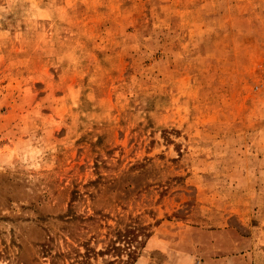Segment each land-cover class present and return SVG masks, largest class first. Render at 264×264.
<instances>
[{"label":"rangeland","instance_id":"rangeland-1","mask_svg":"<svg viewBox=\"0 0 264 264\" xmlns=\"http://www.w3.org/2000/svg\"><path fill=\"white\" fill-rule=\"evenodd\" d=\"M0 264H264V0H0Z\"/></svg>","mask_w":264,"mask_h":264},{"label":"trees","instance_id":"trees-1","mask_svg":"<svg viewBox=\"0 0 264 264\" xmlns=\"http://www.w3.org/2000/svg\"><path fill=\"white\" fill-rule=\"evenodd\" d=\"M127 243H129V242L127 241ZM110 247H111V249H112L114 252L119 253L120 249H119L118 246L111 245ZM131 253H132V251H130V252L127 253L128 257H130V255H132ZM116 255H118V254H116Z\"/></svg>","mask_w":264,"mask_h":264}]
</instances>
